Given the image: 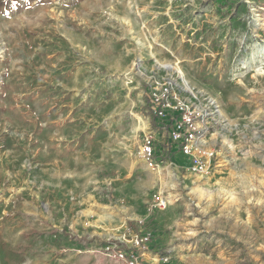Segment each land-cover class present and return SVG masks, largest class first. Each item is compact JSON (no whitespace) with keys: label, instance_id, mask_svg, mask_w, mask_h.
Returning <instances> with one entry per match:
<instances>
[{"label":"rangeland","instance_id":"374dc122","mask_svg":"<svg viewBox=\"0 0 264 264\" xmlns=\"http://www.w3.org/2000/svg\"><path fill=\"white\" fill-rule=\"evenodd\" d=\"M182 74L216 100L203 173L147 107ZM122 251L264 264V0H0V264Z\"/></svg>","mask_w":264,"mask_h":264},{"label":"built area","instance_id":"2783aa9c","mask_svg":"<svg viewBox=\"0 0 264 264\" xmlns=\"http://www.w3.org/2000/svg\"><path fill=\"white\" fill-rule=\"evenodd\" d=\"M150 81L152 82L150 96L153 102L151 112L157 120L172 119V128L168 129V138L176 150L189 158L188 169L196 173L206 172L217 155L216 149L209 147L205 141L207 133L212 129L211 116L218 111L216 100L205 96L200 99L199 104H195L187 96L192 93L188 87L168 79L162 81V78L154 76ZM193 98L195 99L194 96ZM147 139L148 157L150 158L155 148L152 146L151 137ZM157 199L160 207L166 206L165 198L159 196ZM145 239L136 234L134 239L136 246H142ZM118 255L122 259H127L129 264H136L134 258H126L123 251Z\"/></svg>","mask_w":264,"mask_h":264},{"label":"trees","instance_id":"16d2710c","mask_svg":"<svg viewBox=\"0 0 264 264\" xmlns=\"http://www.w3.org/2000/svg\"><path fill=\"white\" fill-rule=\"evenodd\" d=\"M147 107L149 108V110L150 109H152V106H153V102H152V98H151V96H147ZM170 120V126H169V130H171V128H172V119H169ZM169 142H170V144H171V140L169 139ZM158 154H157V150L156 149H153V152H152V155H151V159H156Z\"/></svg>","mask_w":264,"mask_h":264},{"label":"bare ground","instance_id":"6f19581e","mask_svg":"<svg viewBox=\"0 0 264 264\" xmlns=\"http://www.w3.org/2000/svg\"><path fill=\"white\" fill-rule=\"evenodd\" d=\"M179 72L183 73L182 70H179ZM181 77L183 78V81H184L186 87H188L189 89H193V88H191L192 86H191L189 80L186 78V76L184 74H182Z\"/></svg>","mask_w":264,"mask_h":264}]
</instances>
